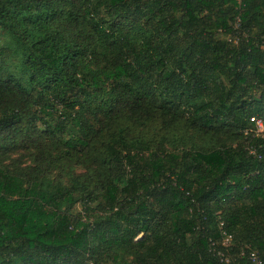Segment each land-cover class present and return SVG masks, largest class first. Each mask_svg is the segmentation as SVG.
Instances as JSON below:
<instances>
[{
    "label": "trees",
    "instance_id": "16d2710c",
    "mask_svg": "<svg viewBox=\"0 0 264 264\" xmlns=\"http://www.w3.org/2000/svg\"><path fill=\"white\" fill-rule=\"evenodd\" d=\"M220 224L264 259V0H0V264H225Z\"/></svg>",
    "mask_w": 264,
    "mask_h": 264
},
{
    "label": "built area",
    "instance_id": "2783aa9c",
    "mask_svg": "<svg viewBox=\"0 0 264 264\" xmlns=\"http://www.w3.org/2000/svg\"><path fill=\"white\" fill-rule=\"evenodd\" d=\"M251 121L256 122L257 128L262 131V123L260 120L251 119ZM223 227V224H220V245L222 248L226 249L228 253L224 254L222 251H214L215 256L220 258L221 263L224 262L225 264H264V259L258 253L250 251L248 247H245L243 250L237 253L236 257H233L232 253L229 252L233 246V238L232 235L225 231ZM210 245L212 247L216 246V242L210 240Z\"/></svg>",
    "mask_w": 264,
    "mask_h": 264
}]
</instances>
